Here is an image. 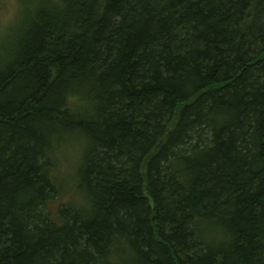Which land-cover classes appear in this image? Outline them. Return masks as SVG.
Segmentation results:
<instances>
[{
    "label": "trees",
    "instance_id": "obj_1",
    "mask_svg": "<svg viewBox=\"0 0 264 264\" xmlns=\"http://www.w3.org/2000/svg\"><path fill=\"white\" fill-rule=\"evenodd\" d=\"M0 53V264H264V0H34ZM85 143L57 200L54 155Z\"/></svg>",
    "mask_w": 264,
    "mask_h": 264
},
{
    "label": "rangeland",
    "instance_id": "obj_2",
    "mask_svg": "<svg viewBox=\"0 0 264 264\" xmlns=\"http://www.w3.org/2000/svg\"><path fill=\"white\" fill-rule=\"evenodd\" d=\"M34 0H4L0 4V53L8 47L10 38L16 34L26 16L32 10ZM86 143L79 136H70L59 144L55 176L59 188L56 201L49 206L54 211L59 205L85 206L83 195L78 191L77 179Z\"/></svg>",
    "mask_w": 264,
    "mask_h": 264
},
{
    "label": "snow or ice",
    "instance_id": "obj_3",
    "mask_svg": "<svg viewBox=\"0 0 264 264\" xmlns=\"http://www.w3.org/2000/svg\"><path fill=\"white\" fill-rule=\"evenodd\" d=\"M4 2V0H0V4H2Z\"/></svg>",
    "mask_w": 264,
    "mask_h": 264
}]
</instances>
